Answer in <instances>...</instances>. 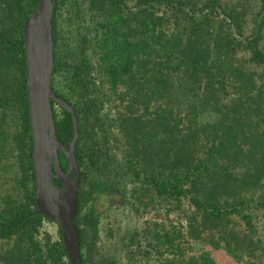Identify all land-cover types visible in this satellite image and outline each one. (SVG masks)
Returning <instances> with one entry per match:
<instances>
[{
    "label": "trees",
    "instance_id": "16d2710c",
    "mask_svg": "<svg viewBox=\"0 0 264 264\" xmlns=\"http://www.w3.org/2000/svg\"><path fill=\"white\" fill-rule=\"evenodd\" d=\"M82 2L92 25L82 45L68 51L60 46L56 16L63 0H55L52 22L54 74L74 67L68 78L74 102L51 89L77 119L79 184L85 166L79 143L93 130L103 102L95 83L84 80L83 73L91 69L89 52L122 109L116 123L123 166L113 177L122 179L124 172L156 198L175 203L185 199L191 208L184 236L172 238L162 228L144 230L156 252L187 238L214 251L222 249L237 263L247 258V264H262L261 259H251L250 237L240 236L234 224L239 220L252 234L251 210L264 212V0L253 15L249 38L242 35L244 11L228 3L222 7L220 0ZM36 4L0 0V264H68L60 230L56 243L45 238L42 246L37 241L45 219L33 201L22 38V26ZM217 9L242 40L213 27L209 20ZM238 52L247 53V58L239 62ZM52 113L56 137L66 145L72 139L70 115L61 109L62 118L57 119ZM58 155L65 170V158ZM91 166L90 185L83 195L78 191V229L82 199L86 204L117 192L100 173L107 168L106 156ZM91 219H97L93 212ZM79 240L82 264H88L80 229ZM179 264L216 262L210 252H203Z\"/></svg>",
    "mask_w": 264,
    "mask_h": 264
},
{
    "label": "rangeland",
    "instance_id": "374dc122",
    "mask_svg": "<svg viewBox=\"0 0 264 264\" xmlns=\"http://www.w3.org/2000/svg\"><path fill=\"white\" fill-rule=\"evenodd\" d=\"M220 1L222 7L228 3L231 7L244 11L246 22L242 35L243 38H249L253 30V15L259 9L260 0ZM130 6L133 7L132 4ZM85 9L82 0H63V4L58 6L56 20L61 31L60 46L63 51L82 45V40L90 37L92 25ZM213 16L209 21L216 30L222 27L235 39H243L235 33L229 20H225L226 24L223 22L225 18L221 9H217L216 15ZM262 50L264 52V40ZM247 56L245 52H238V61L246 59ZM86 61L90 62L91 69L89 74L83 73L84 80L95 83L103 97V102L97 107L98 118L93 124V130L88 125L90 130L87 135L84 134L81 137L79 143L80 155L85 158V166L78 191L83 195L87 186L90 185L91 162L94 163L96 159L106 156L107 168L100 170V173L109 179L117 192L113 195L96 196L92 202H86V204L82 199L78 221L85 240L82 250L84 259L88 261V264H179L192 256L210 252L216 264H247V258L237 263L222 249L214 251L203 242H192L187 238L174 242L173 248L165 245L156 252L155 245L150 243V235L147 232L145 234L144 230L149 229L148 231L152 232L162 228L164 233L172 238L177 235L184 236L186 217L191 208L185 199L175 203L171 200L156 198L150 191H146L145 187L131 182L130 177L124 172L122 179L113 177V171L115 173V169L123 166V142L116 123L122 109L116 96L111 95L109 87L97 73L96 62L89 52L86 53ZM73 68L65 66L53 74L51 79L52 88L71 102L75 99L69 88L68 78ZM53 111L57 119L62 118L59 107L54 105ZM82 121L84 122L83 118ZM103 136L106 137L105 142L102 139ZM7 181L12 185L10 176L7 177ZM92 212L97 216L95 222L91 219ZM251 216L252 234L239 220L235 222L234 229L240 236L247 234V237H250L252 248H248V251H253L251 259H261L264 264V212L251 210ZM59 237L58 227L44 220L37 234V241L43 246L45 238H49L51 243H56Z\"/></svg>",
    "mask_w": 264,
    "mask_h": 264
},
{
    "label": "water",
    "instance_id": "95a60500",
    "mask_svg": "<svg viewBox=\"0 0 264 264\" xmlns=\"http://www.w3.org/2000/svg\"><path fill=\"white\" fill-rule=\"evenodd\" d=\"M54 4L55 0H37L22 26L34 175L33 201L38 214L60 230L68 264H82L79 229L75 224L79 188V171L75 160L77 119L73 109L55 96L51 89L55 70L52 38ZM52 105L70 115L72 139L66 145L56 137ZM59 153L65 158V172L59 166Z\"/></svg>",
    "mask_w": 264,
    "mask_h": 264
},
{
    "label": "flooded vegetation",
    "instance_id": "af4514ba",
    "mask_svg": "<svg viewBox=\"0 0 264 264\" xmlns=\"http://www.w3.org/2000/svg\"><path fill=\"white\" fill-rule=\"evenodd\" d=\"M61 170H62V169H61ZM62 171H64V172H65V171H66V169H65V170H62ZM46 221H47V220H46Z\"/></svg>",
    "mask_w": 264,
    "mask_h": 264
}]
</instances>
